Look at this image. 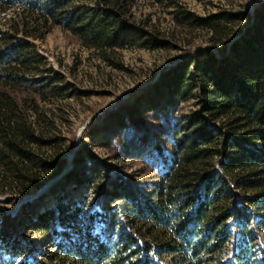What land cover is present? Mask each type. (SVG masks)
Wrapping results in <instances>:
<instances>
[{
  "label": "rangeland",
  "instance_id": "rangeland-1",
  "mask_svg": "<svg viewBox=\"0 0 264 264\" xmlns=\"http://www.w3.org/2000/svg\"><path fill=\"white\" fill-rule=\"evenodd\" d=\"M32 1L0 0V52L27 46L24 63L10 70L15 77L5 88L38 133L51 141L41 149L51 158L39 188L0 190V264H76L60 251L59 245L68 243L66 236L72 240L90 230L105 239L110 219L116 228L127 224L125 205L161 182L155 143L168 150L171 126L199 110L196 98L179 102L172 111L165 94L150 95L162 70L208 51L218 57L231 53L232 43L252 30L255 10L264 0H129L126 19L136 30L134 39L103 49L86 44L66 26L63 15L46 20L31 8ZM107 1L72 0L68 9L103 10ZM218 13L235 15L228 38L191 22ZM223 40L224 53L217 48ZM151 104L157 105L155 111ZM119 116L122 129L115 127ZM134 138H140L143 151L127 147ZM234 192L232 215L221 229L227 230V239L218 258L207 264H239L235 254L242 250L245 264H264V230L257 224L261 216L241 191ZM60 204L65 214L73 207H80L79 213L64 217ZM49 209L54 213L48 229L26 227Z\"/></svg>",
  "mask_w": 264,
  "mask_h": 264
},
{
  "label": "trees",
  "instance_id": "trees-1",
  "mask_svg": "<svg viewBox=\"0 0 264 264\" xmlns=\"http://www.w3.org/2000/svg\"><path fill=\"white\" fill-rule=\"evenodd\" d=\"M128 1L109 0L105 9L90 12L70 11L72 0H33L30 6L46 20L63 15L66 26L86 44L103 49L123 47L134 39L136 30L126 19ZM234 17L218 13L191 22L228 38ZM254 19L247 36L232 43L231 53L218 57L208 51L162 70L150 95L165 94L172 111L179 102L196 98L199 110L171 126L168 150L155 143L161 182L147 196H134L125 205L128 226L116 228L110 219L105 239L90 230L72 240L66 236L68 243L59 245L60 251L76 264H207L218 258L227 239V230L221 229L232 215L234 189L260 214L257 224L264 230V2ZM221 45L217 48L224 53L226 40ZM26 48L21 43L11 53L0 52V190L9 187L21 193L41 186L40 175L51 158L41 150L51 141L38 133L24 107L5 88L15 77L10 70L24 63ZM156 107L151 104L152 111ZM114 122L124 128L121 116ZM128 144L137 150L143 145L140 138ZM120 187L133 193L129 185ZM57 209L64 217H73L80 207L68 214L61 204ZM53 213L54 209L38 213L26 227L48 229ZM235 255L239 264H245L243 250Z\"/></svg>",
  "mask_w": 264,
  "mask_h": 264
}]
</instances>
